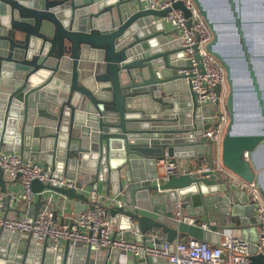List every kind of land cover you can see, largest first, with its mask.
Listing matches in <instances>:
<instances>
[{
    "label": "water",
    "instance_id": "1",
    "mask_svg": "<svg viewBox=\"0 0 264 264\" xmlns=\"http://www.w3.org/2000/svg\"><path fill=\"white\" fill-rule=\"evenodd\" d=\"M195 2L213 30L207 48L227 70L230 120L222 140V162L255 181L264 196V73L254 65L248 40L264 52L254 41L264 42V0ZM149 4L0 0V147L19 150L24 158L65 179L64 184L32 180V189L38 191L33 218L46 197L56 203L57 191L65 196L60 204H74L69 218L73 220L93 207L91 190L102 183L106 195L113 197L103 203L115 226L113 236L133 230L135 240L146 241L150 230L160 229L170 241L182 235V240L193 236L218 242L219 230L232 227L255 241L259 231L253 201L212 167L213 144L201 135L208 125L200 120L206 105L197 103L190 84L177 72L180 63L175 57L184 53L183 47L173 39L176 29L166 30L159 19L171 6ZM173 6L184 11L190 24L185 4L177 0ZM255 25L260 27L257 32ZM196 56L200 58L198 52ZM220 90L216 85L218 94ZM245 94L254 107L242 117ZM192 118L199 120L190 136ZM166 153L184 171L159 179L157 162ZM9 179L0 166L4 192ZM237 193L243 198L235 197ZM185 211L201 222L179 219ZM243 212L245 218H240ZM170 263L142 250L69 239L36 242L27 232L0 227V264ZM252 263L264 264L263 254L252 255Z\"/></svg>",
    "mask_w": 264,
    "mask_h": 264
},
{
    "label": "built area",
    "instance_id": "2",
    "mask_svg": "<svg viewBox=\"0 0 264 264\" xmlns=\"http://www.w3.org/2000/svg\"><path fill=\"white\" fill-rule=\"evenodd\" d=\"M176 1L154 0L149 5L155 8L171 6L165 14L159 16V19L172 24L176 29V36L174 35L173 39L178 40L177 45L183 47L184 53L175 57V60L180 63L177 72L181 74V79L190 84L200 106L217 104V108L209 115L212 117L211 123L204 126L201 135L206 136L213 144L212 167L228 175L229 184L245 190L249 194V201H253L258 222V239L250 241L236 234L232 227L219 230L218 242L193 236H189L186 240L178 238L170 241L166 234L156 231L157 229L148 232L147 236L159 239V241L153 240L152 244L132 241L122 235L113 236L115 226L106 216L105 207L100 198L101 194L97 189L91 190L93 207L83 209L73 220L58 219L51 197L45 198L33 218L32 207L38 191L32 189V180L38 178L64 184L65 179L56 177L52 172L48 173L42 163L24 158L16 149L8 150L3 147H0V166L10 179L21 181L23 188L17 197L25 202L28 212L22 215H10L4 212L7 196L0 189V227L27 232L35 237L36 242L50 239L53 244H56L60 240L69 239L73 243H91L97 247H117L131 249L134 252L142 250L145 253L165 257L173 264H253L252 255L262 253L264 256V196L255 181L240 177L222 162V140L230 120L226 102L228 95L226 67L223 61L207 48L213 32L195 0H181L190 10V24L187 23L188 17L184 11L180 7L173 6ZM197 52L200 58L196 56ZM200 63H202L203 70ZM218 84L221 86L219 94L216 91ZM206 118L207 116H202L200 120L203 121ZM198 120L192 118V128L187 131L188 135H194ZM161 161L163 170L159 173V179H165L184 171L176 158L168 153L161 158ZM115 202L121 204L122 201L115 199ZM181 218L191 223H198L194 215H189L187 212L179 217ZM203 225L206 224L203 223Z\"/></svg>",
    "mask_w": 264,
    "mask_h": 264
},
{
    "label": "crops",
    "instance_id": "3",
    "mask_svg": "<svg viewBox=\"0 0 264 264\" xmlns=\"http://www.w3.org/2000/svg\"><path fill=\"white\" fill-rule=\"evenodd\" d=\"M151 1H154V0H143V3L148 4ZM247 1H250V3H251V1L259 2L260 0H247ZM255 5L256 4H254L253 6H255ZM164 27L166 30H169V31H173V29H174L172 24L168 21H165V20H164ZM173 32L175 33V36H176V31H173ZM212 111H213L212 104H206L205 108L203 109V115H202V116H207V118H208V120L206 118V121L204 123L205 125L211 123L212 119L211 120L209 119V115L212 114ZM3 148H5V147H3ZM17 151H19V150H17ZM191 161H193V160H191ZM187 164H188V161L185 163V165H187ZM157 165L159 166V173H161L163 170V165H162L161 159H159V161L157 162ZM262 167L264 168V165ZM22 188H23V185H22L20 180L9 179L7 181V191L5 192L6 196H7L6 197V204H5L6 207L4 208V212H6L7 214H10V215H19L20 214V215H22V214L28 212V209H27L25 202L23 200H19L17 197V194L22 190ZM105 188H106L105 184L99 183L97 190L101 194V197H100L101 202L104 204H109L112 201L113 197H112V195H106ZM36 197H37V195H36ZM53 197H54V200L56 201V203L52 201L53 208L57 211V216H58L59 220H67L71 216H73L74 204L72 202L65 201L64 204L63 203L60 204L61 203L60 200L62 198H65V196L62 193L57 192V191L53 192ZM235 197H237L238 199L243 198L241 193H237ZM34 202H35V200H34ZM34 202H33V207H34ZM33 207H32V211H33ZM185 212H187V211H185ZM194 217L196 218L197 222H201L200 217H198V216H194ZM214 217L216 220H218L219 216L215 215ZM240 218H245L244 212L240 214ZM228 222H230L229 218H227L225 220L226 224ZM156 231L160 232V229H157ZM125 232H127V235H126L127 239L135 240L136 237H135V232L133 230L132 231L119 230L116 233V235L117 236H120V235L125 236ZM162 233L166 234L165 232H162ZM181 237H182V235H179V236H177L176 239L181 238ZM147 238H148V240H146V241H144V240H142V241L135 240V241H137L139 243H144V244H152L154 239H152L151 237H147ZM147 254L150 258L152 257L151 253H147ZM170 264H173V263H170Z\"/></svg>",
    "mask_w": 264,
    "mask_h": 264
},
{
    "label": "rangeland",
    "instance_id": "4",
    "mask_svg": "<svg viewBox=\"0 0 264 264\" xmlns=\"http://www.w3.org/2000/svg\"><path fill=\"white\" fill-rule=\"evenodd\" d=\"M220 5H222V3L221 2H218ZM254 10L256 11L257 10V8L255 7L254 8ZM258 25H255L253 28H254V30H256L255 32H257V31H259V30H257L258 29ZM259 29H260V27H259ZM212 32H213V30H212ZM258 34H256V36H257ZM255 36V37H256ZM259 37V36H258ZM257 38H255V42L257 43V45L260 47V48H262V47H264V42L262 43V42H260V40H256ZM249 41H250V43H251V46H253V48H252V52H251V57H252V59H253V62H254V65L256 66V68L257 69H259V70H261L263 73H264V52H262V51H260L259 50V48H257V47H255L254 48V46L256 45L254 42H251V39H248ZM247 40V41H248ZM249 41H248V43H249ZM222 45L223 46H225L226 48L229 46V43H228V41L226 40V38H224L223 40H222ZM250 45V44H249ZM250 46V47H251ZM262 50V49H261ZM240 66V65H239ZM226 72H227V70H226ZM263 82H264V77H263ZM228 92H229V83H228ZM228 94V93H227ZM244 99H245V101L246 102H249L250 104H246V102H245V104H243L242 106L245 108H247V110H243V111H241V115H242V117H247L248 116V113H249V111L250 110H253L252 108L254 107V102L252 101V98H250V96H248V95H244ZM250 100V101H249ZM227 102V101H226Z\"/></svg>",
    "mask_w": 264,
    "mask_h": 264
}]
</instances>
